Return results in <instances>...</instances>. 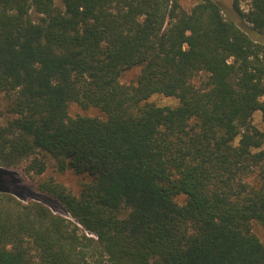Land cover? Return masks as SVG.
Instances as JSON below:
<instances>
[{"label": "trees", "instance_id": "1", "mask_svg": "<svg viewBox=\"0 0 264 264\" xmlns=\"http://www.w3.org/2000/svg\"><path fill=\"white\" fill-rule=\"evenodd\" d=\"M232 7L0 0V170L84 179L36 183L69 217L0 182V264H264V41L237 22L264 38V0Z\"/></svg>", "mask_w": 264, "mask_h": 264}, {"label": "rangeland", "instance_id": "2", "mask_svg": "<svg viewBox=\"0 0 264 264\" xmlns=\"http://www.w3.org/2000/svg\"><path fill=\"white\" fill-rule=\"evenodd\" d=\"M180 5L185 10H191L196 4L197 0H178ZM222 7L227 11H232V2L233 0H216ZM249 8L248 4L244 3L242 5V9L247 10ZM34 18L37 19V15L33 13ZM238 24L247 32H249L255 39L264 41V38L257 37L251 30L249 25L243 23L241 20L237 19ZM141 70L139 68H134L131 70L126 71L121 78V82L124 84H134L137 82ZM151 102L157 104L161 107H175L178 105V101L174 98H166L164 96L156 95L151 98ZM2 106L4 111L7 108V101L2 100ZM70 115L72 117H76L78 115L82 116H91V117H103V114L100 110L95 108H90L88 110H84L77 104H73L70 107ZM254 123L257 127L264 131V125L262 123V115L260 113L256 114L254 117ZM48 168L46 173L43 176H36L34 179L27 176L22 170H14L13 172L16 173L15 177H6L4 175L10 176V174L4 173V171L0 170V182H2L5 186L8 187V191L6 193L17 197L20 201L24 203H28L30 201H37L41 202L47 207H49L55 214L60 216L69 217L67 215L63 206L54 200L50 199L47 196H44L37 192L36 190V183L41 181L47 180H55L58 183L65 185L69 190H71L74 194L78 195L82 183L84 181L82 176H78L72 171L67 172H60L58 170L57 164L51 158L47 159ZM177 202L179 204H184L186 202V197L180 196L177 198ZM253 232L257 235V237L264 242V228L261 227L258 223L254 222L253 225Z\"/></svg>", "mask_w": 264, "mask_h": 264}]
</instances>
